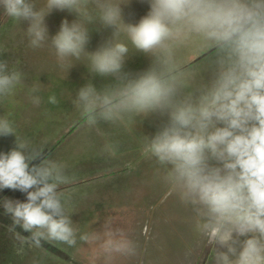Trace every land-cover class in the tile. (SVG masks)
I'll return each mask as SVG.
<instances>
[{
  "label": "clouds",
  "instance_id": "1",
  "mask_svg": "<svg viewBox=\"0 0 264 264\" xmlns=\"http://www.w3.org/2000/svg\"><path fill=\"white\" fill-rule=\"evenodd\" d=\"M145 2L149 11L134 24L123 18L122 5L130 0H47L46 11L31 0H0V8L4 16L27 21L32 48L50 38L61 67L87 53L89 73L113 78L101 90L89 82L76 93L73 103L88 126L116 123L126 115H166L167 123L146 139L143 155L165 166L164 181L191 206L197 232L214 249L213 264H264V0ZM53 10L77 18L64 19L49 37L45 17ZM96 22L114 31L89 52L86 25ZM122 29L136 52L151 58L149 67L135 75L124 71L129 47L116 42ZM189 44L198 49L195 59L215 53L214 79L195 92L184 91L192 74L176 57L177 49ZM22 75L0 60V97L12 94ZM32 102L38 105L40 98ZM56 102L49 97V103ZM9 135L16 137L15 128L0 118V136ZM15 144L0 152V190L26 193V202L3 201L12 219L9 231L37 247L42 240L75 246L77 230L59 191L73 178L62 163L30 151L26 141L16 137ZM36 160L40 163L32 164ZM17 226L30 235L21 236ZM79 239L102 238L85 233ZM101 248L108 256H134L137 246L123 229L108 225Z\"/></svg>",
  "mask_w": 264,
  "mask_h": 264
},
{
  "label": "rangeland",
  "instance_id": "2",
  "mask_svg": "<svg viewBox=\"0 0 264 264\" xmlns=\"http://www.w3.org/2000/svg\"><path fill=\"white\" fill-rule=\"evenodd\" d=\"M31 2L37 10L46 11L47 0ZM123 2L128 3V0ZM122 9L125 22L134 24L147 14L149 5L145 0H130ZM3 15L0 8V20ZM76 18L66 10H53L45 17L49 37L58 32L64 19L71 23ZM86 26L90 36L86 46L89 52L97 50L114 31L98 22ZM27 27V21L9 17L0 26V60L8 62L10 71L18 70L23 74L13 93L0 97V118L9 119L16 137L26 141L30 151L39 152L41 159L65 166V174L73 179L60 188L110 170L126 169L127 173L60 191L66 214L77 230L75 246L49 240H42L39 247L22 243L9 231L11 217L4 208L0 209V264H213L214 249L197 232V218L191 206L182 204L173 188L164 181L165 166L143 155L146 139L167 123L168 117L126 115L116 123L100 121L94 127L85 124L74 135L65 137L66 128L81 117L73 103L78 90L89 82L101 90L113 83V78L89 73L87 53L80 60L71 58L61 67L50 38L42 47L34 49L29 44ZM116 42L129 47L125 72L135 75L149 67L151 58L136 52L123 29ZM197 51L191 44L176 51L178 63L192 74L185 92H195L201 85L209 84L216 74L215 56L195 59ZM68 64L74 66L69 69ZM34 96L40 98L38 105L32 102ZM50 96L56 97L55 104L49 103ZM16 137L0 136V152L15 148ZM39 163L40 160L32 162ZM5 199L26 202V193L0 190V203ZM108 225L123 229L135 242L134 256L117 253L108 256L102 251L103 234ZM15 231L24 237L30 235L19 226ZM85 233H98L102 239L83 242L79 236Z\"/></svg>",
  "mask_w": 264,
  "mask_h": 264
},
{
  "label": "trees",
  "instance_id": "3",
  "mask_svg": "<svg viewBox=\"0 0 264 264\" xmlns=\"http://www.w3.org/2000/svg\"><path fill=\"white\" fill-rule=\"evenodd\" d=\"M7 16H4L2 17V20H0V26L2 25L4 19L6 18ZM207 57H212V56H215V53L214 52H209L207 54ZM86 123L84 122L82 116L80 118H78L75 122L71 123L65 130V132H63L64 136L67 138L74 135L75 133H77L80 129H82V127L85 125ZM66 138V139H67ZM57 143L61 144V141H58ZM62 144H64V142H62ZM127 173V170L126 169H116V170H110V171H106V172H103V173H97L95 175H92L90 177H87V178H84L80 181H77L75 182L73 185H68L66 186L65 188L61 187L59 189V191L61 190H67L69 188H78L80 186H84V185H87V184H90V183H94V182H97V181H101V180H106V179H112V178H115L119 175H123V174H126ZM3 203H0V209L3 208L2 206Z\"/></svg>",
  "mask_w": 264,
  "mask_h": 264
}]
</instances>
